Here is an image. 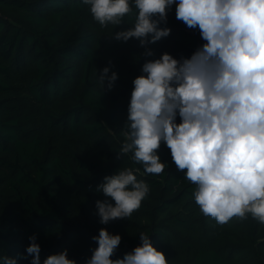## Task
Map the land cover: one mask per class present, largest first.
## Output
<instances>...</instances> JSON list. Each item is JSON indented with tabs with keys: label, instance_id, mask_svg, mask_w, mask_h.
<instances>
[{
	"label": "trees",
	"instance_id": "trees-1",
	"mask_svg": "<svg viewBox=\"0 0 264 264\" xmlns=\"http://www.w3.org/2000/svg\"><path fill=\"white\" fill-rule=\"evenodd\" d=\"M135 17L133 8L122 25L103 28L82 0H0V254L31 264L26 248L35 234L41 264L65 249L86 264L98 247L92 237L106 228L122 238L113 260L146 233L170 264H264V224L250 213L225 224L203 215L196 185L164 142L161 174L146 173L131 153L117 159L132 81L145 60L189 58L206 43L176 19L173 5L160 25L170 35L147 46L152 57L142 56L137 39L108 37ZM110 61L118 79L103 93L96 70ZM119 168H131L150 192L131 217L101 224L95 202L107 198L96 188Z\"/></svg>",
	"mask_w": 264,
	"mask_h": 264
},
{
	"label": "clouds",
	"instance_id": "clouds-1",
	"mask_svg": "<svg viewBox=\"0 0 264 264\" xmlns=\"http://www.w3.org/2000/svg\"><path fill=\"white\" fill-rule=\"evenodd\" d=\"M101 27L120 26L136 10L135 22L112 32L109 39H137L147 46L170 35L168 12L198 29L206 41L189 57L163 53L141 66L133 81L124 128L126 140L117 159L131 153L148 174L168 168L157 150L164 142L178 171L196 185L195 203L203 215L219 224L251 214L264 224V0H82ZM97 75L103 90L111 91L118 74L112 63ZM181 122L177 123L176 118ZM186 170V171H185ZM107 199L95 207L101 224L127 219L150 192L131 168L117 169L96 188ZM114 201V204L112 203ZM140 246L122 259H111L121 236L106 228L92 239L98 247L86 264H170L146 233ZM26 248L31 264H41L37 236ZM24 258H27L26 256ZM0 264H17V257L0 254ZM43 264H77L68 251L48 256Z\"/></svg>",
	"mask_w": 264,
	"mask_h": 264
},
{
	"label": "water",
	"instance_id": "water-1",
	"mask_svg": "<svg viewBox=\"0 0 264 264\" xmlns=\"http://www.w3.org/2000/svg\"><path fill=\"white\" fill-rule=\"evenodd\" d=\"M188 32L192 33V34H199L198 30H194V29H188Z\"/></svg>",
	"mask_w": 264,
	"mask_h": 264
}]
</instances>
